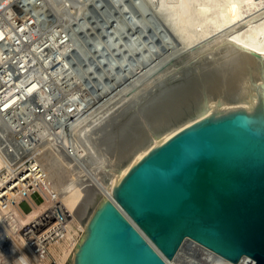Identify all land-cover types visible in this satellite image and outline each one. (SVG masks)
Returning <instances> with one entry per match:
<instances>
[{
    "label": "water",
    "instance_id": "95a60500",
    "mask_svg": "<svg viewBox=\"0 0 264 264\" xmlns=\"http://www.w3.org/2000/svg\"><path fill=\"white\" fill-rule=\"evenodd\" d=\"M195 49L163 65L172 74L154 75L153 89L102 133L116 162L103 174L110 193L90 210L65 264H169L187 238L232 262L264 264V57L247 51L259 74L244 78L249 65L221 70L219 60L194 59Z\"/></svg>",
    "mask_w": 264,
    "mask_h": 264
},
{
    "label": "bare ground",
    "instance_id": "6f19581e",
    "mask_svg": "<svg viewBox=\"0 0 264 264\" xmlns=\"http://www.w3.org/2000/svg\"><path fill=\"white\" fill-rule=\"evenodd\" d=\"M52 1L54 5L57 6L56 8L58 11H63L71 19L75 18V15L71 10L72 8H67L65 4H67V1H69L74 5L75 2L77 3V0ZM151 3H153V1ZM156 9L159 15L163 18L165 24L168 26V28H170L171 31H169L173 33L172 35L176 36L179 42L178 47L169 53L167 52V54L162 56V58L158 61L152 62L150 67L146 70L144 69L145 71L142 73H140L138 70V78L132 79V81L128 83L127 86H124V88L119 91L120 94H118L119 96L117 95L118 98H113L115 100L109 107L106 105V109L103 107V111H100L102 112L100 116H98V114L96 116H93L94 114L91 116V113L88 111L90 109L87 108L89 102L87 103V101L84 100L79 101L74 98V95L73 97L67 98L72 100V104L67 105L64 109L65 111L63 114L66 120H68H65L64 128H70L72 132L73 130L77 131L76 136L74 135L75 137H86L84 147L78 146L76 139H73V144H71L72 142L69 143L68 140V142L64 141L65 138L60 141V139L57 137H55V140H53V142H56V139L58 140V142L55 144L53 143L54 145H52V142L50 143L51 139L50 141L47 140L40 145H37L35 142L34 144H30L27 148L25 147V151L28 153L31 152L32 154L49 153L51 155L48 154V157L44 155L45 158H49V156L52 158L47 159L48 161L39 160L38 158L34 163L31 162L29 165H18L19 168L18 166H7L5 173L3 172V174H0V264H49V253L54 257L57 264L66 263L68 257L73 251L72 248L78 235L80 234V230L85 227V221L90 215L88 211L92 207L91 204H95V202H92L93 199L96 197L100 198L101 196L108 195L110 193L109 186L104 183L103 174L104 172L110 170V166L113 168V166L116 164V162H113L110 157L106 156L104 150H102L99 159L95 157L97 145L96 141L93 139V131L101 128L100 131H96L95 133L100 134L99 132H104L111 121H113L116 116L121 114V109L124 107L123 104L125 101L127 103L130 100H136L138 98L139 104L140 95L143 92L146 93L147 90L149 91L153 89L155 84L154 75H157V78L159 79L165 75L172 74V72L167 74V72L164 73L159 71L160 68L170 59L180 56L184 51L190 49L191 47H196L197 49L193 51L192 56L194 59L204 57L216 59V57L220 55L219 59H221V65H223L222 59H225L224 57H226L227 59H225V61L228 63L229 61H234V63H237L239 60V63H241L239 65L242 66L239 68L244 69V66L255 63L253 60H251V56H249L247 51H255L264 57V0H157ZM81 10L82 9H80L79 12H81ZM2 29L0 30V40H5L6 38L8 42H12V38L4 35L5 30ZM22 30L25 32V29ZM29 31H31V29L26 32V35H30ZM150 34L148 33V35ZM153 38H155V36ZM11 45H13V42ZM1 46H3V44H0V56L2 49ZM146 55L147 54H145V56ZM127 57L126 62H129ZM126 62L125 64L128 65ZM129 63L131 64V61ZM91 64L90 67L94 68V66ZM221 65V70H224L225 67ZM34 66L31 61L29 63L24 61L21 68H19L20 71H26L24 73L23 80L17 85H0V97H4L8 93H11L9 91H12L13 89H18L17 94L14 93L5 102V104H3L4 108L9 106V102L11 100L20 99L23 96L25 97L26 95H30V93L32 95V93L35 91H37L39 94L42 91H45L47 75H45V73H43L39 68H35ZM233 67L235 68L236 66ZM139 68L140 65L138 63L137 69ZM237 68L238 67H236V69ZM134 69L136 70L135 66L133 67V70ZM93 70L95 71V69ZM31 78H33L36 82L31 81ZM87 80L88 78L86 79V82H84L85 86L89 85ZM103 81L104 79L102 82ZM114 81L115 79L113 80V83ZM100 84L103 85L102 83ZM257 85L260 87L259 95L261 96L262 103L264 105V77L257 82ZM3 86H7L5 90L3 89ZM83 86H81V88ZM137 87L138 91H136ZM19 88H22V90H19ZM90 91H92V89ZM131 92H133V94ZM129 93L132 95L130 99L127 96ZM113 96L116 97L115 94ZM87 100L89 99L87 98ZM256 101L257 98H254L250 104H247V106L253 107ZM101 103L103 104L105 101H101ZM93 104L94 103H92V105ZM117 105L119 106L117 109L120 111L117 110V112H115L114 108ZM97 106L100 107L99 104H97ZM97 108H93V111L94 109L97 110ZM82 122L84 123L82 124ZM186 124H182L172 129L164 135L163 139L156 140L153 142L154 144H151L139 151L131 159V161L118 172V174L115 173L112 176L113 182H116L128 170L130 165L142 157V155L151 149L153 145L158 144L164 139L168 138L175 131ZM75 127H77V129H75ZM63 141L64 144H62ZM65 142H67V145ZM58 148H61L62 151L67 150L66 153L68 152L67 154L70 157L68 161L67 159L64 160L65 157L63 159L60 157L63 154L59 155L61 152ZM56 149L57 151L59 150L58 153H56L57 151L55 152ZM54 155L56 156L54 157ZM54 161L58 164L57 170H53V166L56 165V163L53 164ZM72 162L74 165H76V163H79L81 166L84 165L83 170L80 169V171H78V169H75L77 171L74 173L72 172V174L67 177L64 186L61 189H58L55 184V178L59 175L69 172V169L73 166H71ZM1 163L2 162L0 160V166L2 165ZM49 164L53 166L50 168L47 166ZM36 191L43 196V202H36L33 198V193ZM23 200H27L30 203L31 209L29 211L23 210L21 206V202ZM53 214L61 216L63 223H67L68 232L62 238L50 243L47 254L48 256L42 260L35 250L29 246L28 237L27 234L25 235L24 233V228L27 226L32 227L34 223H37L41 218H48ZM189 255L193 258V260ZM169 264L256 263L254 259L248 256H243L239 262H232L221 257L203 245L187 238L176 257L170 260Z\"/></svg>",
    "mask_w": 264,
    "mask_h": 264
},
{
    "label": "rangeland",
    "instance_id": "374dc122",
    "mask_svg": "<svg viewBox=\"0 0 264 264\" xmlns=\"http://www.w3.org/2000/svg\"><path fill=\"white\" fill-rule=\"evenodd\" d=\"M6 1L7 0H2V3L0 2V19L3 20L2 23L0 22V28L5 30L4 35L12 38L13 45H11L12 42H8L6 38L5 40H0V44H3V46H1L2 49L0 56V85H17L20 83V81L24 78V73L26 72L19 70L24 61H27V63L31 61L33 66L35 65V68H39L43 73H45V75H47L46 89L41 92L42 94L35 91L32 95L30 93L31 96L26 95L20 99L32 97L37 98L38 96V98L42 97V99L47 101L50 99L62 100L73 97L74 95V98L79 101L84 100L87 101V103L91 102L90 106L89 103L87 105V108L90 109L88 111L91 113V116L93 114V116H96L97 114L100 116L102 113L100 111H103V107L105 109L107 108L106 105L109 107L115 100L113 98H118V94H120L119 91L123 89L124 86H127L132 79L138 78V70L142 73L150 67L152 62L158 61L162 58V56L167 54V52L169 53L175 50L179 45L176 36L172 35L173 33L170 32V28H168L163 18L156 11L157 0H150L151 2L153 1V3L148 0H77V3L75 2L74 5L67 1L68 3L65 4L66 7L72 8L71 10L75 15V18L72 19L63 11H58L56 8L57 6L54 5L52 0H11V2L8 0L9 2L7 1V3ZM79 8L82 9L81 12H79ZM22 29H25V32ZM29 29H31V31H29L30 35H26V32ZM148 33L151 34L148 35ZM154 36L155 38H153ZM144 53L147 54V57ZM126 57L129 62L131 61L132 66L129 62H126ZM219 57L220 55L217 56L215 60L220 61L221 59H219ZM224 58L227 59L226 57ZM225 59H222V64L224 66H221L230 69L229 67H231L234 61H229L228 63ZM63 62L67 63L64 64ZM125 62L130 66L125 64ZM138 63L140 65L139 69H137ZM237 63H234L232 66H236L238 68L242 67L239 65L241 64L239 63V60ZM90 64L94 66V68L90 67ZM134 66L136 67V70H133ZM235 68L232 67L231 70L233 71L234 69V72L238 70V68L236 70ZM93 69H95V71ZM258 72L259 64H250L245 70L244 78H248L250 74L257 77L259 74ZM87 78V83L89 85L85 86L84 82H86ZM103 79L104 81L102 82ZM114 79L115 81L113 83ZM31 81L36 82L33 78H31ZM98 83H102L103 85L100 84V87ZM81 86L84 88H81ZM6 87L7 86H3V89L5 90ZM91 89L93 92L90 91ZM19 90H22V88H19ZM236 90L240 93L241 86ZM9 92L11 93H8L4 97L1 96L0 99H5L6 102L14 93L17 94L18 89H13ZM114 94L116 97L113 96ZM87 98L89 100H87ZM101 101H105V103H103L104 105ZM134 101L135 99L130 100L127 103L125 101L123 104L124 107L121 110L123 111L124 108L129 107L132 103H134ZM92 103L94 104L92 105ZM97 104L102 107H98ZM118 107V105L115 106V112H117ZM93 108H97V110L94 109L93 111ZM84 122H82V124ZM77 127H75V129H77ZM100 129L101 128H98V130L96 129L92 133L94 137L93 139L96 141L97 145L96 151L101 154L102 150H104L106 156L112 159L113 157L108 155V152L104 147V143L99 140L101 139L103 132H99L100 134L95 133L96 131H100ZM51 131L54 130H49V132ZM74 131L75 130H73V132ZM73 132L70 128H64V130H62L63 136L60 138V141L65 138L64 141L68 140L69 143L71 141L73 143V139H76L78 146L84 147L86 137L78 135V137H75L77 131H75L76 133L74 132L75 134ZM71 136L74 138L70 139ZM49 137L47 140L50 141L51 139L50 143L52 142V145L58 142L57 139L56 142H53V140H55V136L52 137L51 135ZM154 140L156 139L154 138ZM64 141L62 144H64ZM67 142H65V144ZM58 149H60L61 152L59 155L63 154L60 157L62 159L65 157L64 160L67 159L68 161L70 157L67 154L68 152L66 153L67 150L62 151L61 148ZM15 150L17 152H14L13 149L10 150L0 142V160L2 162V165L0 166V174H3V172L5 173L7 166L16 167L24 164L29 165L31 162L34 163L38 158L39 160L46 161H48L47 159L52 158L51 156H49V158H45L44 155L48 157L49 153H39L41 154L39 155L32 154L31 152L28 153L24 148H15ZM56 151L57 149L55 152ZM58 151L56 153H58ZM55 156L56 155H54V157ZM73 162L71 163V166H73L69 169L70 174L67 172L66 174L59 175L55 178V184L58 189H61L64 186L67 177L70 176L72 172L74 173L77 171L75 169H78V171H80V169L83 170L84 165L81 166L79 163L74 165ZM55 163V168L50 164L47 166L50 168L53 166V170H57L58 164L54 161L53 164ZM104 183L106 184V181H104ZM33 198L36 202H43V196L39 192H34ZM96 199L98 201L99 198L96 197L92 201L95 202V204L97 202ZM92 204V207L88 211L89 213L95 205ZM21 206L25 211H29L31 209L30 203L26 200L21 202ZM191 259L193 260L192 257ZM50 260L49 264H55L53 256H51Z\"/></svg>",
    "mask_w": 264,
    "mask_h": 264
},
{
    "label": "built area",
    "instance_id": "2783aa9c",
    "mask_svg": "<svg viewBox=\"0 0 264 264\" xmlns=\"http://www.w3.org/2000/svg\"><path fill=\"white\" fill-rule=\"evenodd\" d=\"M0 22L2 23L3 20L0 19ZM0 103V142L17 152L15 148H27L35 142L40 145L51 135L60 139L63 136L62 130L66 120L63 112L67 105L72 104V100L66 98L46 101L42 98H23L11 100L7 108L3 105L5 99L0 100ZM49 130L54 131L49 132ZM83 231L84 228L80 230L72 249ZM67 232V223H63L61 216L56 214L48 218L43 217L32 227L24 228L29 246L42 260L48 256L50 243L62 238ZM49 256L51 258L52 255L49 253ZM54 263L57 264L56 261Z\"/></svg>",
    "mask_w": 264,
    "mask_h": 264
}]
</instances>
